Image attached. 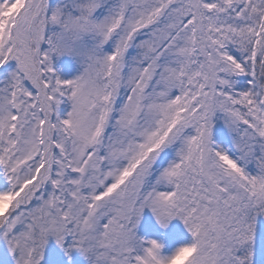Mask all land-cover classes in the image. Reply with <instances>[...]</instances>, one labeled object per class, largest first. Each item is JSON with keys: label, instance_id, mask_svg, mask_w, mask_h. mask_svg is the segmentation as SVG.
Instances as JSON below:
<instances>
[{"label": "snow or ice", "instance_id": "snow-or-ice-1", "mask_svg": "<svg viewBox=\"0 0 264 264\" xmlns=\"http://www.w3.org/2000/svg\"><path fill=\"white\" fill-rule=\"evenodd\" d=\"M0 264H264V0H0Z\"/></svg>", "mask_w": 264, "mask_h": 264}]
</instances>
